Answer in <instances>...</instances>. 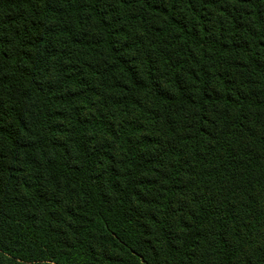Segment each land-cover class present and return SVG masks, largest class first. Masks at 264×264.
Wrapping results in <instances>:
<instances>
[{"label":"trees","instance_id":"trees-1","mask_svg":"<svg viewBox=\"0 0 264 264\" xmlns=\"http://www.w3.org/2000/svg\"><path fill=\"white\" fill-rule=\"evenodd\" d=\"M0 264H264V0H0Z\"/></svg>","mask_w":264,"mask_h":264}]
</instances>
